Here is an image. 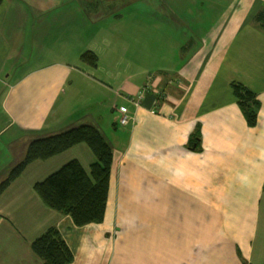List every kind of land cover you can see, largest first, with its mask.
<instances>
[{
	"label": "crops",
	"instance_id": "1",
	"mask_svg": "<svg viewBox=\"0 0 264 264\" xmlns=\"http://www.w3.org/2000/svg\"><path fill=\"white\" fill-rule=\"evenodd\" d=\"M162 1L149 61L126 15L100 22L83 0L65 14L66 0H0V183L32 140L81 124L114 152L105 219L83 226L35 185L74 159L90 173L89 146L31 163L0 194V264H43L31 245L52 226L70 264H264V0ZM32 44L36 66L21 70ZM87 50L96 68L82 62ZM147 82L135 107L129 97ZM233 83L257 95L255 126ZM117 106L135 123L121 125Z\"/></svg>",
	"mask_w": 264,
	"mask_h": 264
},
{
	"label": "trees",
	"instance_id": "2",
	"mask_svg": "<svg viewBox=\"0 0 264 264\" xmlns=\"http://www.w3.org/2000/svg\"><path fill=\"white\" fill-rule=\"evenodd\" d=\"M86 2L90 6L96 7L100 6L102 2L110 3L117 2V0H96V2L86 0ZM112 5L109 7H113ZM121 16L122 14L113 15L115 18ZM255 20L264 28V9L257 13ZM81 60L92 68H96L99 63L98 55L92 50L85 51L81 55ZM232 86L248 124L255 126L260 108L257 95L242 84L233 83ZM130 97L133 96L130 95ZM120 107L126 106H117V110ZM127 109L129 110V108ZM81 143L87 144L97 159L91 165V172L88 173L83 165L74 159L44 181L38 182L35 185V190L47 206L70 215L77 226L102 222L106 215L114 152L100 130L90 124H81L61 133L32 140L28 145L25 157L11 169L7 178L0 183V194L31 163L47 160ZM31 247L33 252L41 258L43 264H70L74 260L73 252L57 226L50 227L32 242Z\"/></svg>",
	"mask_w": 264,
	"mask_h": 264
},
{
	"label": "rangeland",
	"instance_id": "3",
	"mask_svg": "<svg viewBox=\"0 0 264 264\" xmlns=\"http://www.w3.org/2000/svg\"><path fill=\"white\" fill-rule=\"evenodd\" d=\"M61 1V0H60ZM66 10L63 11V14L68 13L69 10H67L70 7V3H77V1L79 0H66ZM90 1V0H89ZM94 2H96V0H92ZM211 1V0H210ZM85 2V6L82 7L80 6V9H82V14H85V12L90 13L91 16H94L98 21L100 22H105L106 18L109 16H112L115 14H122V15H126L129 18V22H126L127 24V28H128V34L130 33L131 35H135V38L137 37H141L139 38V40L143 43L142 47L143 49L148 52L150 51L151 56H147L149 59V61L153 60V58L157 59V44L155 43L157 40V4L159 5H163V1L162 0H117V2H102V4L100 6H90L89 4H87L86 0L83 1ZM162 2V4H161ZM214 3V2H212ZM58 2H56L54 5H48L47 7L45 6L46 9H43L45 12L52 10V7L54 6H58ZM111 4H113V7H109L111 6ZM87 8V9H86ZM202 8V7H200ZM31 10H39L36 9L34 7L30 8ZM151 11L150 15H144V12H148ZM37 12V11H34ZM78 14L80 15V12H78ZM68 16V15H67ZM137 16H143L146 19V26L144 27H140L138 25H136V21L135 19L137 18ZM125 33V32H124ZM131 38V43H132V37ZM136 40V39H135ZM134 40V41H135ZM146 42V43H144ZM98 46L103 48L101 43L98 42ZM36 44H32L31 48H29V51L32 54V57H30L29 62L25 63L26 59H22L23 62L18 66L19 69L23 70L25 68L31 67V66H36L35 61L36 59L39 57V49L36 48L35 46ZM99 51H101V49H99ZM55 52H57L56 49H50L48 50V53L50 54V56L54 55ZM35 57V58H33ZM49 60H51V57H49ZM91 72H94L93 70H91ZM147 84V83H146ZM143 85L142 87L146 86ZM153 90V89H152ZM151 90V91H152ZM149 90V92H151ZM119 93V92H117ZM144 102V101H143ZM142 102V104H143ZM142 104L140 106H142ZM139 106V107H140ZM132 113V111H130ZM153 112V111H152ZM155 113V110L154 112ZM121 123V122H120ZM122 125V124H121Z\"/></svg>",
	"mask_w": 264,
	"mask_h": 264
},
{
	"label": "built area",
	"instance_id": "4",
	"mask_svg": "<svg viewBox=\"0 0 264 264\" xmlns=\"http://www.w3.org/2000/svg\"><path fill=\"white\" fill-rule=\"evenodd\" d=\"M149 90L151 91V84L147 82L146 86L142 87L136 94L132 95L133 97L129 98L130 102L135 107H139L145 100ZM118 111L121 114L120 122L123 126L135 123L137 116L134 112L131 113L126 107H120Z\"/></svg>",
	"mask_w": 264,
	"mask_h": 264
}]
</instances>
